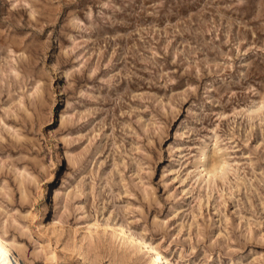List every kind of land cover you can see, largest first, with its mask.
<instances>
[{
  "label": "rangeland",
  "instance_id": "obj_1",
  "mask_svg": "<svg viewBox=\"0 0 264 264\" xmlns=\"http://www.w3.org/2000/svg\"><path fill=\"white\" fill-rule=\"evenodd\" d=\"M107 222L264 264V0H0V233L25 264H147Z\"/></svg>",
  "mask_w": 264,
  "mask_h": 264
},
{
  "label": "bare ground",
  "instance_id": "obj_2",
  "mask_svg": "<svg viewBox=\"0 0 264 264\" xmlns=\"http://www.w3.org/2000/svg\"><path fill=\"white\" fill-rule=\"evenodd\" d=\"M218 139L215 138L214 144ZM212 146L206 144L201 150L196 160V164L200 167L199 174L203 177L211 178L222 171L225 167L226 160L224 158L216 159L210 156ZM221 147H218L220 149ZM222 154L220 153L219 156ZM58 220L53 216L51 223L54 225ZM107 225L118 236L126 237L130 242L139 246V250L148 253L147 264H175L171 259L167 258L157 247L152 246L149 241L141 235H135L127 230L123 224L119 222H107ZM3 233H0V258L2 264H25L21 252H17L12 242ZM126 243V242H125ZM45 250L43 243L39 244Z\"/></svg>",
  "mask_w": 264,
  "mask_h": 264
}]
</instances>
